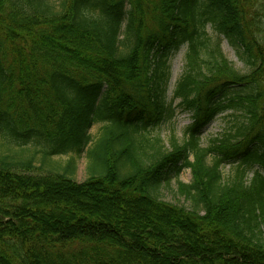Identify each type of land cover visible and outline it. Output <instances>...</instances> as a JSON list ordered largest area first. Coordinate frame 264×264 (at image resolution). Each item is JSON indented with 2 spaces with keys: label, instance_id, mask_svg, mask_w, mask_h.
Segmentation results:
<instances>
[{
  "label": "trees",
  "instance_id": "1",
  "mask_svg": "<svg viewBox=\"0 0 264 264\" xmlns=\"http://www.w3.org/2000/svg\"><path fill=\"white\" fill-rule=\"evenodd\" d=\"M263 226L264 0H0V264H264Z\"/></svg>",
  "mask_w": 264,
  "mask_h": 264
},
{
  "label": "rangeland",
  "instance_id": "2",
  "mask_svg": "<svg viewBox=\"0 0 264 264\" xmlns=\"http://www.w3.org/2000/svg\"><path fill=\"white\" fill-rule=\"evenodd\" d=\"M210 33L215 36L212 30H209ZM216 37V36H215ZM221 49L225 56L234 63L235 67L242 72H247V68L243 65V63L238 59L234 49L229 45L227 40L221 39ZM185 46L181 47L179 51L174 53L170 58V77L168 81V90L166 94L167 102L174 107V115L171 119L165 120L161 123L159 127L153 132V134L158 133L160 135V138L163 140V142L166 144L170 138V136L173 134L176 139L179 142H182L184 139V129L190 124L191 118L190 114L188 112L181 111L178 107V100H172V90L174 88V85L177 81V79L180 77L183 65H184V53H185ZM226 113L218 115L210 124H208L206 127H204L200 134V146H205L208 144V142L214 138L218 137L228 126L229 117L225 115ZM101 124L96 123L93 124L89 130V134L92 138H96L98 136L99 130H100ZM67 159L66 155L55 157V160H58L59 162H65ZM222 172L227 175L229 174L228 166H225L222 169ZM86 176V157L85 153L81 152L78 160H77V166H76V173H75V179L77 182H81L85 179ZM176 179L180 180L184 183H190L191 181V172L189 169H183L181 170L178 178L176 176H172L171 178V192L164 190L163 191V199L164 201L170 202V203H176L177 201L183 202V199L180 198L178 195L175 194L176 189ZM264 229V226H263Z\"/></svg>",
  "mask_w": 264,
  "mask_h": 264
}]
</instances>
